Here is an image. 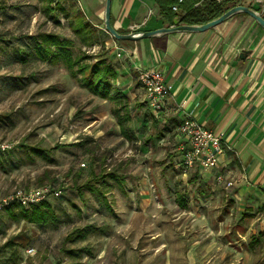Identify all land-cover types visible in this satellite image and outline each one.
<instances>
[{
	"label": "rangeland",
	"instance_id": "rangeland-1",
	"mask_svg": "<svg viewBox=\"0 0 264 264\" xmlns=\"http://www.w3.org/2000/svg\"><path fill=\"white\" fill-rule=\"evenodd\" d=\"M43 6L40 0H0V142L12 144L0 154V198L15 189L50 187L59 193L46 200L61 221L49 229L3 210L0 264H241L230 253L233 242L219 233L221 194L207 183L197 187L175 168L182 141L167 122L154 119L133 74L118 73L114 81L130 115L124 135L118 105L81 88L62 64L15 60V48L28 49L26 38L40 31L72 39L74 52L103 58V49L82 46L66 20L54 24ZM116 56L108 59L113 66ZM30 76L24 88L11 81ZM58 144L65 147L51 150ZM32 148L51 150L50 160ZM92 176H105V184ZM88 180L103 198L83 188ZM177 194L187 208L176 205ZM81 232L85 237L75 238Z\"/></svg>",
	"mask_w": 264,
	"mask_h": 264
},
{
	"label": "crops",
	"instance_id": "crops-1",
	"mask_svg": "<svg viewBox=\"0 0 264 264\" xmlns=\"http://www.w3.org/2000/svg\"><path fill=\"white\" fill-rule=\"evenodd\" d=\"M232 1L236 6H249L264 18V0ZM75 3L98 32L100 45L94 46L104 51L100 59L109 62L121 52L114 66L109 62L116 75L133 74L137 78L135 64L163 74L171 85V95L159 116L152 115L167 122L175 138H179L178 125L187 117L222 134L230 151L219 161L233 183L231 187L216 184L220 170L194 169L181 174L190 176L197 187L207 183L210 191L221 194L217 196L221 203L219 233L228 244L233 242V260L264 264V30L249 16L237 13L201 33L176 32L118 41L104 30L105 0ZM110 23L120 34L172 26L161 16L156 0H110ZM243 51L247 54L242 59L239 55ZM179 149L182 153L181 145ZM180 195L175 197L178 207ZM230 234L234 237L228 240Z\"/></svg>",
	"mask_w": 264,
	"mask_h": 264
},
{
	"label": "trees",
	"instance_id": "trees-1",
	"mask_svg": "<svg viewBox=\"0 0 264 264\" xmlns=\"http://www.w3.org/2000/svg\"><path fill=\"white\" fill-rule=\"evenodd\" d=\"M44 3L42 13L54 24L59 25V18L63 17L72 34L78 38L82 46L92 47L99 44V36L97 30L86 21L81 11L76 6L75 0H40ZM177 3V0H156L159 6L160 14L169 24L172 25L176 18V13L171 7ZM236 6V2L232 0H186L179 5L181 7V16L179 22L187 26H199L209 21H212L227 10ZM249 7V6H247ZM250 8V7H249ZM180 11V10H179ZM29 48L17 46L14 51L15 60L25 65L30 61L40 62L50 66H58L62 64L69 73V76L76 80L78 85L89 91L92 95L103 100H108L117 104L118 108L114 110L117 123L121 128L122 133L130 131L127 123L130 121V115L127 111L126 97L114 86V81L117 78L115 68L107 62L106 59L94 60L93 56H88L84 52L72 50L73 41L70 38H62L54 32H37L35 35L26 38ZM30 78L16 77L11 81L14 87L24 88ZM10 81V79H8ZM123 110L125 113L120 114ZM65 146L58 144L51 150L62 149ZM51 150L32 148V151L41 158L50 160L49 154ZM110 176L113 174L110 173ZM105 176H92V180L101 185L105 184ZM82 186H77L79 195L82 194ZM92 195H98L103 198V192L97 186L91 184V180L83 184ZM107 208L108 203L104 202ZM177 204L180 208H185L186 203L182 195L177 197ZM16 206V205H15ZM14 205L5 208L8 216L12 219H22L23 221L49 229H56L61 221L55 211L51 208L47 200L38 204H32L26 207L18 206L17 211H14ZM83 232L77 234L75 238L83 239Z\"/></svg>",
	"mask_w": 264,
	"mask_h": 264
},
{
	"label": "built area",
	"instance_id": "built-area-1",
	"mask_svg": "<svg viewBox=\"0 0 264 264\" xmlns=\"http://www.w3.org/2000/svg\"><path fill=\"white\" fill-rule=\"evenodd\" d=\"M60 1V0H55ZM186 0H177L172 6L173 12L179 11V5ZM219 1V0H218ZM258 2L260 0H249ZM117 57L121 58V52H117ZM137 79L144 91L148 108L151 112L159 115L163 110L165 100L171 95V85L168 84L163 74L155 69H143L140 65L135 64ZM179 138L182 140L181 151L182 157L175 164V168L182 174H188L191 170L199 168L201 172L220 170L215 178L217 185H224L229 188L233 185L223 173L220 164V158L224 157L230 148L223 140L222 134L214 132L197 123L193 118H184L177 127ZM12 149V144L8 141L0 142V154L7 153ZM59 191H54L50 187H39L36 189L22 190L15 189L3 198H0V213L5 208L12 205L27 207L32 204H38L50 195L58 196ZM31 249L27 250L30 254Z\"/></svg>",
	"mask_w": 264,
	"mask_h": 264
},
{
	"label": "water",
	"instance_id": "water-1",
	"mask_svg": "<svg viewBox=\"0 0 264 264\" xmlns=\"http://www.w3.org/2000/svg\"><path fill=\"white\" fill-rule=\"evenodd\" d=\"M237 13H243L250 18H252L256 24L264 30V18L257 13L256 11L248 8L247 6H234L231 9L227 10L218 18L209 21L203 25L199 26H187V25H180L179 17L181 16V10L176 13V18L173 20L172 26L168 28H161L154 31H147V32H133L128 34H120L118 33L110 23V0H105V10H104V30L112 36L115 40L118 41H138L140 39L149 38L155 35L161 34H170L176 32H186V33H201L211 28L218 26L219 24L225 22L228 18L233 16ZM247 54V51H243L239 58H244Z\"/></svg>",
	"mask_w": 264,
	"mask_h": 264
}]
</instances>
